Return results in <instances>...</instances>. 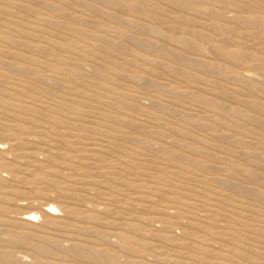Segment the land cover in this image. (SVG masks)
<instances>
[{
	"label": "rangeland",
	"instance_id": "obj_1",
	"mask_svg": "<svg viewBox=\"0 0 264 264\" xmlns=\"http://www.w3.org/2000/svg\"><path fill=\"white\" fill-rule=\"evenodd\" d=\"M257 22L253 0H0V221L25 237L0 250L28 264H264Z\"/></svg>",
	"mask_w": 264,
	"mask_h": 264
},
{
	"label": "bare ground",
	"instance_id": "obj_2",
	"mask_svg": "<svg viewBox=\"0 0 264 264\" xmlns=\"http://www.w3.org/2000/svg\"><path fill=\"white\" fill-rule=\"evenodd\" d=\"M177 1V0H176ZM255 3H257L258 5H260L262 8H264V0H253ZM177 3V2H176ZM178 4V3H177ZM132 5H134V4H132ZM252 14V13H251ZM262 15V14H261ZM106 19V18H105ZM153 20V19H152ZM44 21H48L47 19H44ZM257 24H258V22H257ZM258 30H259V32L260 33H264V24H261V23H259L258 24ZM169 40V39H168ZM28 41V40H27ZM32 41V40H31ZM51 46H55V45H53V44H47V46H44V47H42V49H50V47ZM78 48V50L80 51L79 52V56L80 57H85V54H86V51H85V49H83V48H79V47H77ZM140 48V47H139ZM56 50V49H55ZM252 50H253V48H252ZM82 62V61H81ZM154 68V67H153ZM39 79H41L40 78V76L38 77ZM208 78V77H207ZM210 78V77H209ZM41 80H46V79H41ZM137 80V79H136ZM79 82V81H78ZM181 83V82H180ZM79 84H80V82H79ZM115 87H117V86H115ZM72 90L73 91H77L78 89H76V88H72ZM144 90V89H143ZM109 93V92H108ZM146 93V92H145ZM141 94V93H140ZM114 95V94H113ZM237 95V94H236ZM129 96V95H128ZM140 96V95H139ZM143 96V95H142ZM100 97V96H99ZM245 98V97H244ZM127 99V98H126ZM128 100V99H127ZM130 100H131V98H130ZM36 102V100H33L32 101V103L31 104H37V103H35ZM41 102V101H40ZM42 104H47V105H49V106H53V107H55L54 106V104H55V100L53 99V98H46V99H44V100H42V102H41ZM70 103V102H69ZM97 103H98V105H107V103L106 102H103V101H97ZM11 107V106H10ZM17 107H19V108H22V109H29L30 110V107H32V106H29L28 104L26 105V104H21L20 106H17ZM38 107V106H37ZM86 108V107H85ZM73 111L76 113V112H79L80 111V107H79V105L77 104V105H75L74 107H73ZM107 112V111H106ZM209 113V112H208ZM48 117V116H47ZM109 117L110 116H102V119L104 120V121H106L107 122V119H109ZM262 117V116H261ZM93 119V118H92ZM57 121H59V120H57ZM71 121V120H70ZM15 122V121H14ZM18 122V121H17ZM59 123V122H58ZM28 125V124H27ZM136 127H138V125L136 126ZM38 128V127H37ZM81 128V127H80ZM40 129V128H39ZM224 130V129H223ZM259 130V129H258ZM226 131V130H225ZM34 136H36V135H34ZM70 137L72 138V140L71 141H69L68 140V145L69 146H71V147H75V146H77L78 144H79V140L78 139H80V138H82L81 137V135L80 134H75V133H73V134H71L70 135ZM107 139L105 140L106 141V143H108V144H112V141L113 140H115V137L114 136H112V135H109V134H107L106 136H105ZM143 137V136H142ZM69 138V137H68ZM89 140H91V142L92 141H95L96 139H89ZM186 140V139H185ZM87 147H89V148H94V147H96V145L94 144V143H87V144H85ZM66 151V150H65ZM91 151V150H90ZM79 165V164H78ZM153 171V170H152ZM119 176V175H118ZM137 180V179H136ZM202 189V188H201ZM193 195H195V194H193ZM210 201V200H209ZM114 203V202H113ZM66 204V203H65ZM101 205V204H100ZM205 206H206V204H205ZM50 208L51 209H54V207L53 206H50ZM172 208V207H171ZM0 212H1V210H0ZM46 214H48V215H50V210H46V212H45ZM147 213V212H146ZM160 216V215H159ZM186 217V216H185ZM32 218H35V215L34 214H27L26 216H24L23 218H21V224H26V225H30L31 224V221L33 220ZM181 218V217H180ZM182 219V218H181ZM247 219V218H246ZM117 220V219H116ZM166 220V219H165ZM1 223H0V225H3L4 224V226H6V227H9L8 228V230H7V234H8V238L6 239V240H1L0 239V244H1V242L2 243H23L24 242V240H25V237L23 236V234H21V233H17V232H15V228H14V226L11 224V223H9L10 221H0ZM47 223H50V221L49 222H47ZM76 223H77V221H76ZM19 224V223H18ZM88 224V223H87ZM204 224H206V223H204ZM148 226V225H147ZM187 227V226H186ZM189 229V228H188ZM187 229V230H188ZM192 230V229H191ZM251 233V232H250ZM210 236V235H209ZM120 238H121V241H120V243L117 245V247L119 248V249H122V250H128V251H132V252H134L135 250H133V248L130 246V243L128 242V239L125 237V236H120ZM238 241V240H237ZM80 242V241H79ZM88 244V243H87ZM227 244V243H226ZM105 246V245H104ZM1 247H4L3 245H1ZM177 249V248H176ZM188 250V249H187ZM243 250V249H242ZM189 251V250H188ZM136 252V251H135ZM191 252V251H190ZM81 254L83 255V256H86V257H92V258H96V259H98V260H100V261H102V262H111L113 259H114V256L112 255V253H105V254H101V253H99V252H97V251H94V250H88V251H86V252H81ZM195 255V254H194ZM205 257V256H204ZM196 258V257H195ZM260 259V258H259ZM261 260V259H260ZM78 262V261H77ZM191 263V262H190ZM0 264H28V263H25V262H23V261H19V260H13L12 258H10V257H8V255H6V254H4L1 250H0ZM140 264V263H139Z\"/></svg>",
	"mask_w": 264,
	"mask_h": 264
}]
</instances>
